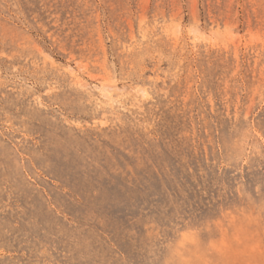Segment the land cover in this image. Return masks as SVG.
<instances>
[{"label": "rangeland", "instance_id": "obj_1", "mask_svg": "<svg viewBox=\"0 0 264 264\" xmlns=\"http://www.w3.org/2000/svg\"><path fill=\"white\" fill-rule=\"evenodd\" d=\"M0 264H264V0H0Z\"/></svg>", "mask_w": 264, "mask_h": 264}, {"label": "bare ground", "instance_id": "obj_2", "mask_svg": "<svg viewBox=\"0 0 264 264\" xmlns=\"http://www.w3.org/2000/svg\"><path fill=\"white\" fill-rule=\"evenodd\" d=\"M99 92L102 93L103 95H105V93H104V89H103V88H100V89H99Z\"/></svg>", "mask_w": 264, "mask_h": 264}]
</instances>
